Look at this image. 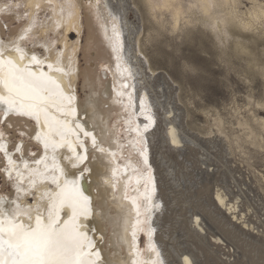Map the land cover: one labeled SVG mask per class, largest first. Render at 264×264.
<instances>
[{"label": "snow or ice", "instance_id": "obj_1", "mask_svg": "<svg viewBox=\"0 0 264 264\" xmlns=\"http://www.w3.org/2000/svg\"><path fill=\"white\" fill-rule=\"evenodd\" d=\"M28 7L27 0H0V65L9 66V71L0 79V84L7 92V95H0V181L7 177L4 183H10L15 192L11 199L0 194V264H108V261L100 259L99 250L94 251V226H89V233L80 231V218L87 220L93 214L92 198L84 194L81 185L94 177L112 179V188L117 192L123 179L126 199L131 190L132 178H135L136 195L132 197V202L136 219L132 224L131 235L136 259L130 260L129 264H166L161 250L153 243L157 231L153 216L161 210L162 204L155 198L157 187L153 167L149 162V139L145 133L157 124V120L160 121L161 129L168 127L169 121L165 119L168 107L171 104L174 109L175 105L164 83L159 85V92L144 91L142 95V90L130 83L134 77L143 79L147 72L144 68L145 54L137 55L134 41L129 42L132 27L139 32V25L133 24L130 27L124 23L123 13L131 5L125 3L122 8L111 4L90 5L96 11V20L102 30L105 45L114 55L115 97L112 102L123 110L117 113L122 119L117 124L109 123L105 127L94 124L90 130L76 123L83 137L77 134L74 142L67 141L61 128L62 140L59 144L55 138L50 140L38 130L40 114L46 102H50L58 111H62L59 106L65 104L71 110L75 96L72 94L71 83L69 93L65 95L43 68L46 66L49 72H63L65 76H70L73 58L69 56L65 59L64 51L57 47L58 40L53 29L59 27V21L54 25L51 22L37 23L40 19V4L32 6L36 10L32 19H29ZM105 7L110 9V20L103 14ZM5 16L11 17L13 24L18 26L14 37L7 42L3 39V29L9 27ZM121 25L129 28L128 36L124 35ZM40 28L48 29L42 38L38 35ZM6 49L20 53L21 59L28 58L30 64L39 66L41 71L37 73L28 67L17 69L12 60L4 59ZM101 70L111 71L108 66H101ZM134 99L139 101L138 111ZM140 116H143L146 123L136 122ZM45 123H49L47 114ZM25 136L27 141L22 139ZM65 142L67 151L59 153L58 147ZM33 148L35 151H31ZM29 152L35 159H28ZM104 153L113 158L115 166L105 163ZM97 163L105 169L103 173L96 168ZM69 168L74 171L70 173ZM37 177L53 186L54 195L50 197L47 208V224L43 223L39 202L34 208L21 204L29 195H34L33 189L39 187ZM60 177H64L63 186L59 183ZM108 191L105 189V192ZM48 195L44 193L41 199ZM6 204L12 207L6 208ZM63 208L70 209L71 215L61 226L60 209ZM32 211L36 213V226L22 224L19 214H27L26 218L31 220ZM138 232H143L147 237L145 251L154 253L155 258L142 257L137 246Z\"/></svg>", "mask_w": 264, "mask_h": 264}, {"label": "bare ground", "instance_id": "obj_2", "mask_svg": "<svg viewBox=\"0 0 264 264\" xmlns=\"http://www.w3.org/2000/svg\"><path fill=\"white\" fill-rule=\"evenodd\" d=\"M27 2L29 5L27 11L30 13L29 19L33 18L36 11L32 6L39 3L41 6L40 13L48 11L49 17L41 21L38 20L37 23L48 24L51 22L54 25L56 21H59V27H54L53 34L58 36L57 40L65 53V59L69 56L73 58L70 76H65L63 72H49L46 66L43 68V71L56 81L65 95L69 93V83H71L72 94L75 99L72 102L71 110L66 104L59 106L62 111H58L50 102H46L44 110L40 114L38 130L50 140L55 138V141L59 144L62 140L61 128H63L67 141L74 142L77 134L83 137V133L75 126L76 123H80L82 127H85V130H90L94 124H100L101 127H105L109 123L117 124L122 119V116H118L117 113H122L123 110L118 104L112 102L115 97L113 92V73L116 71L115 59L110 49L105 45L102 30L96 20V11L90 5L103 6L111 4L122 8L119 5L122 4L123 0H27ZM132 2L140 12L144 32H146L136 41L138 53H144L146 46L149 44L162 43L161 39L163 37L165 38L163 40L165 45H168L169 36L177 37L184 42L196 43L201 53L210 55L212 65H224L227 73H234L240 81L249 86L250 91L247 95L248 102H250L249 106L247 108L244 106L245 109L243 107L242 109L236 103L237 106L234 104L235 107L231 109L235 122L226 119L216 107H209L206 115L210 116L213 122L212 128H215L217 133L225 136L231 146L236 144L241 147V143H243L253 146L256 150H264V116L259 113L260 110L264 112V28L258 27L255 34L247 31L253 23L251 14L259 11L260 7L264 5V0H238L233 11L229 12L224 7H220L212 16L202 15L196 10L189 12L188 3L183 5L184 11H180L175 6L166 5L163 0H132ZM109 11L110 9L105 7L103 14L110 20ZM124 14V23L129 25L126 13ZM121 27L124 35L127 36L126 31L129 32V28L123 27V25ZM16 32L17 28L10 31L11 37L8 41L14 37ZM47 32V28H40L38 35L42 38ZM73 32H76L79 36L76 42H72L70 38ZM84 35L85 43L83 44ZM80 52L83 53V64L80 62ZM4 59L12 60L17 69L23 70L28 67L37 73L41 71L39 66L31 65L28 58L21 59L20 53L17 52H9L6 49ZM187 63L191 70H201V67H196L194 62ZM101 66H108L111 71L104 72L101 70ZM0 69H2L0 70V79H3L9 71V66L0 65ZM132 70L135 72L134 68ZM136 78L134 77L130 83L136 84L137 88L140 85L143 86V83H138L139 80L136 82ZM255 85L261 87V92H259L262 95L261 98H255ZM142 86L140 87L142 90L141 95L146 90ZM80 90L83 94H80ZM129 91L133 90L129 89ZM0 95H7L2 84H0ZM133 95L135 96V92ZM126 99L127 97H125ZM251 102H254V104H251ZM133 103L138 111V99H134ZM45 114H47L49 121L47 124L45 123ZM93 117H96V119H93ZM173 119V117L171 120L168 117L166 118L169 121L167 130L170 129V133L167 132L166 137L173 142H170L169 146L177 150L183 142L189 143V140L180 133L176 125V119ZM136 122L146 123L143 116H140ZM157 129L156 124L145 135L149 139V162L153 167L157 187L155 198L162 203L157 169L152 162L150 149L152 147L151 141L154 139ZM213 132L214 130L211 131V133ZM218 135L215 134L216 137ZM66 151L67 142L58 147L59 153ZM103 155L105 163L115 166V161L108 153ZM96 168L102 173L105 171L99 163H97ZM40 169L42 172L44 171L43 165L40 166ZM72 171L74 170L69 168V172ZM129 172H131V169ZM108 174L111 176L110 171ZM13 180H15L14 171ZM37 180L39 187L33 189V203L29 202L27 197L21 201V204L24 207L34 208L39 202L43 223L47 224V208L50 197L54 195L53 186L40 181L39 177H37ZM59 183L63 186L64 177H60ZM97 185H100V187L98 188ZM112 185V179L95 177L90 182L81 185L82 190H85L84 194L92 198L93 214L87 220L83 217L80 218V231L89 233V226H94L96 240L94 251L99 250L101 252V260L108 261V264H129L130 260L136 259V251L132 247L131 235L132 224L136 219L132 202V197L136 195L135 178H132L131 190L128 192L127 199L124 196L125 181L123 179L120 181L118 192L112 188ZM9 189L11 190V188ZM105 189H109V191L105 192ZM44 193L49 195L41 199ZM0 194L4 193L0 192ZM4 195H7L9 199L13 198L15 196L14 189L12 188V192ZM5 207L10 209L12 205L6 204ZM239 207L238 199L231 200L225 191L219 188L216 196L209 204L202 206L201 210L206 214L205 216L211 227L222 232L226 238H230L240 248L247 249L250 247L248 235L251 236V233L258 234L259 230L256 229L257 227L251 226L248 220L244 221L247 219V215L241 213ZM216 210L221 213L218 214ZM30 214L32 216L31 220H28L26 218L27 214L24 213L19 214L18 218L22 224H31L32 227H35L36 213L32 211ZM70 215V209H60L61 226ZM159 217L160 215L157 212L153 216L154 227L157 229L153 236V243L161 250L166 264H196L195 258L186 251L179 252V256L177 255V259L174 261L175 255L168 243L167 248H162L161 245L165 244L163 241L165 237L163 232L158 229ZM192 219L194 220L191 221L190 227L192 230H190L192 233L189 231L190 236H195L194 232L197 231V233L204 234L207 237V234L210 233L207 231V226L201 225L202 219L198 216ZM210 237L212 245L220 248L225 246V251L231 254L232 250L227 247V243L223 239L212 235ZM137 246L143 258H155L154 253L145 251L147 237L143 232L137 234Z\"/></svg>", "mask_w": 264, "mask_h": 264}, {"label": "rangeland", "instance_id": "obj_3", "mask_svg": "<svg viewBox=\"0 0 264 264\" xmlns=\"http://www.w3.org/2000/svg\"><path fill=\"white\" fill-rule=\"evenodd\" d=\"M125 3L131 5L124 12L129 26L139 25V32L132 27V34L129 35V42L134 41L136 54L139 55L136 41L146 32L140 12L132 0H123L119 6L123 7ZM48 14V11L40 13L39 21L48 18ZM5 20L9 27L3 29V39L8 41L10 31L18 26L13 24L11 17L5 16ZM126 34L128 36L129 32L126 31ZM55 37L58 39V36ZM70 38L72 42H76L79 36L73 32ZM164 39H161L162 43L146 46V56L143 59L147 72L143 79L136 78V82L139 80V84L143 83L140 87L147 92H159V85L164 83L168 88L169 98L175 105L174 109L169 105L165 119H176L180 133L189 140V143L183 142L177 150L172 149L169 146L172 141L166 137L170 129H161L160 121L157 120L158 131L151 141L150 149L152 162L157 169L162 200V208L158 211L160 213L157 212L160 215L158 229L165 237V244L161 246L167 248L169 245L172 248L174 261L179 252L186 251L195 258L196 264H264V150L262 152L243 143L241 147L236 144L231 146L225 136L212 128L213 122L206 115L209 107H216L226 119L235 122L231 109L237 104L244 109L249 106L247 95L250 88L234 73H227L224 65H212L210 55L201 53L196 43L169 36L168 45H165ZM84 40L85 35L83 44ZM60 46L58 42L57 47L61 49ZM82 54L80 52L79 55L83 64ZM187 62H194L201 70H191ZM254 88L255 98H261V87L255 85ZM80 94H83L81 90ZM259 113L264 116L262 110ZM211 129L214 130L213 133ZM215 134L219 135L216 137ZM22 139L27 141V136ZM33 150L35 148L31 151ZM33 158L35 157L29 152L28 159L31 161ZM6 180L4 177V181ZM4 181H0V192H12L10 183L7 185ZM219 188L231 200L238 199L241 213L247 215V219L243 220H248L251 226L260 231L259 235H248L250 247L247 249L240 248L222 232L211 227L206 214L201 210L202 206L209 204L216 196ZM33 197L28 196V201L33 203ZM216 212L221 213L219 210ZM197 216L202 219L201 225L207 226L210 233L207 234L208 238L197 231L194 232L195 236H190L191 221L194 220L192 218ZM210 235L223 239L232 250L231 254L225 251V246L222 249L212 245Z\"/></svg>", "mask_w": 264, "mask_h": 264}, {"label": "clouds", "instance_id": "obj_4", "mask_svg": "<svg viewBox=\"0 0 264 264\" xmlns=\"http://www.w3.org/2000/svg\"><path fill=\"white\" fill-rule=\"evenodd\" d=\"M163 2L168 6H175L180 11H184L183 5L188 3L189 12L196 10L202 15L212 16L220 7H224L229 12L233 11L238 0H163ZM251 15L253 23L247 31L255 34L258 27L264 28V5L260 7L259 11H255Z\"/></svg>", "mask_w": 264, "mask_h": 264}]
</instances>
